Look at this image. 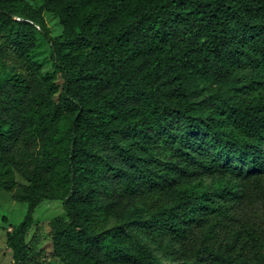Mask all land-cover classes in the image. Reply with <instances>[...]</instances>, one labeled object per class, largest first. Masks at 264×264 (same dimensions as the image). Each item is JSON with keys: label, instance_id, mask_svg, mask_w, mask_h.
Segmentation results:
<instances>
[{"label": "trees", "instance_id": "16d2710c", "mask_svg": "<svg viewBox=\"0 0 264 264\" xmlns=\"http://www.w3.org/2000/svg\"><path fill=\"white\" fill-rule=\"evenodd\" d=\"M15 173L9 264H41L43 200L60 264H264V0H0V190Z\"/></svg>", "mask_w": 264, "mask_h": 264}, {"label": "rangeland", "instance_id": "374dc122", "mask_svg": "<svg viewBox=\"0 0 264 264\" xmlns=\"http://www.w3.org/2000/svg\"><path fill=\"white\" fill-rule=\"evenodd\" d=\"M27 1L35 9L39 8L41 4V0ZM15 17L19 20L29 21L25 15H16ZM58 20V17L41 11L38 21L33 23L36 36L33 56L43 71H49L52 68L53 58L48 37L52 38L61 33L62 26ZM14 176L17 181L14 189L12 191L0 190V264L10 263L12 252L6 245L7 232H10L12 226L21 221L27 210L26 203L16 201L13 198L14 193L21 194L24 189L21 177L17 173ZM63 214L60 200H43L34 209L27 238L30 239V248L36 260L41 264H60L59 259L52 254L49 221L53 217Z\"/></svg>", "mask_w": 264, "mask_h": 264}]
</instances>
